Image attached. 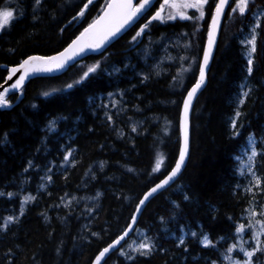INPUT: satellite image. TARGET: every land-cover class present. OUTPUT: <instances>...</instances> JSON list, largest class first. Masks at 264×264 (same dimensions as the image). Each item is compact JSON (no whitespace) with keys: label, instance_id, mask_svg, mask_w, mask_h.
<instances>
[{"label":"trees","instance_id":"obj_1","mask_svg":"<svg viewBox=\"0 0 264 264\" xmlns=\"http://www.w3.org/2000/svg\"><path fill=\"white\" fill-rule=\"evenodd\" d=\"M85 3L43 0L33 11L34 0H0V8L11 6L15 11V18L0 32V86L8 74L4 67L16 66L28 56L62 51L100 15L106 0H94L77 16ZM142 20L103 53L85 58L60 76L31 79L22 89V99L19 93L7 97L9 105H16L0 107V224L7 216L17 217L0 230V264H92L99 250L124 232L144 193L175 166L183 99L198 75L208 29L199 34L194 70L182 69L183 78L173 80L179 62L165 63L161 73L153 63L163 39H172L176 30L182 32L189 24L155 22L132 42L147 22ZM224 30L208 82L193 108L191 148L183 172L147 203L132 235L103 264H224L220 254L236 242V225L248 221L245 209L259 211L257 206L264 202V197L245 190L258 193L249 183L251 175L242 171L250 134L261 145L258 152H264V28L258 31L251 77L246 73V31L236 25ZM92 65H98L96 71L75 84ZM242 85L251 92L238 108ZM111 94L120 100L123 96L124 112H105ZM100 100L104 107L98 109ZM236 110L242 116L234 136L231 120ZM157 154L164 160L152 172ZM260 163L257 157V175L264 177ZM22 192L35 199L21 213ZM141 231L154 244L144 256L129 247ZM203 235L215 249L203 247ZM121 250L133 259H126Z\"/></svg>","mask_w":264,"mask_h":264},{"label":"snow or ice","instance_id":"obj_2","mask_svg":"<svg viewBox=\"0 0 264 264\" xmlns=\"http://www.w3.org/2000/svg\"><path fill=\"white\" fill-rule=\"evenodd\" d=\"M92 2L93 0H87V3H85L80 9V12L77 13V16H82L85 9ZM42 3L43 0H34L33 11H35L38 6L42 5ZM150 5L151 0H139L138 3H134V0H106V4L101 8L100 15L94 18L93 21L86 28H84L80 35L72 40V42L63 49V51H60L53 56H28L27 58L21 60L16 66L7 67L6 71L8 75L4 78L6 82L11 81L15 74L18 73L19 75L18 78L15 79L14 83H11L8 87L3 88V90H0V107L9 106V101L6 98L7 93L14 90L22 91L24 81L30 74L59 70L63 68L68 61L84 52L85 49H99L107 41L115 37L127 25L133 22L134 19L144 12L145 9H147ZM226 6L230 8V11L226 12ZM165 7L170 9L167 15V19L169 20L175 19L178 16L182 20L198 21L204 19L206 13L211 17V21L208 24L207 44L203 49V58L199 62V76L195 79V83L192 84L191 88L187 90V95L183 99V109L180 115L181 141L179 147V157L175 161V166L172 167L170 171H168L167 175L164 176V178L161 179L159 183H156L154 187L150 188L148 192L144 193L143 198L139 199V202L136 204L135 210L131 216L132 223L128 224L121 235H118L106 247L99 250L98 254L95 256V259L92 261V264H102L106 254L119 245L120 241L123 240L125 236H127L129 230L132 229L133 223L136 222L138 214L142 211V208L149 197L160 189L168 186L181 171V167L184 163L185 155L188 150V133L186 127L188 111L193 97L204 83L206 66L212 52V46L215 43V33L221 23V17L223 15L226 14L228 17H233L234 14H238L242 17L247 12L253 11L256 23L250 30V37L244 40L243 43L247 47V76L251 77L254 72V56L257 51V40L261 35V33L258 32V29L261 28V17H264V11L259 10L260 5L255 4L254 0H163L160 8H158L156 12L151 17H149L148 21L141 25L139 30L136 31L135 35L132 36V42L136 41V39L144 33L145 29L152 21L163 22L162 13ZM189 9L194 10L192 15L187 14ZM14 18L15 14L11 6L0 8V30H5L6 25ZM33 18L35 19V16ZM181 59L183 60L185 58L181 57ZM97 67L98 65L89 66L87 70L83 72L82 76L74 83L79 84L81 81L89 78L90 74L94 73ZM183 71H186V69H183ZM179 76L180 73H177V76H174L173 80H177ZM67 87L72 88L73 84H68ZM244 87H246V85L241 86V92L238 96V108L239 106L244 105L246 98L250 96L251 90L244 91ZM43 94L45 96L49 95L47 92ZM113 106H115V103H113ZM241 116L242 112L240 110H236L231 120V127L234 129V136L239 134L236 129L238 118ZM108 119L111 121V117H108ZM132 131L135 132L136 128L133 127ZM261 144L264 145V142H261ZM247 146L250 148V154L247 155L246 162L247 171L252 177V180L249 183L258 190V193L252 192V188H246L245 190L251 193L253 196L259 194L260 196L264 197V177L258 176L256 171L257 157H259V160L261 161L259 167L264 168V152H258V147L261 145H258L252 134H250L248 138ZM70 155V151L66 153L63 157L64 161H68ZM163 160L164 157L160 154H157L155 166L152 168V172H157L161 168ZM29 164L31 165V161H29ZM102 166L103 165L101 164V167ZM25 171H27V169H25ZM129 171L132 170L129 169ZM48 179H51V177H48ZM2 195L3 193H0V196ZM12 195L13 193H8V196L11 197ZM34 199L35 197L27 196L21 201V213L23 212L24 204ZM184 199L187 200L188 197L185 196ZM249 203L251 204L252 201ZM257 207L259 211H257L255 208L245 209V211L248 212V224L245 225L243 223H239L236 225V243L230 244L224 250V252L220 254L224 264H264V261L260 259L261 256H264V239H262V237H264V219L257 218L258 216L264 217V202L260 203ZM89 211H91V209H89ZM4 219L5 223L0 224V230L6 229L7 225L15 222L17 217L7 216ZM246 228L251 230V244H249L248 241L242 240V235L246 234ZM181 231H183V229H181ZM92 235H96V233H92ZM192 235L195 237L196 233L193 232ZM220 239L226 240L227 238L221 237ZM200 243L205 248H216V244H214L207 235H203L200 238ZM183 244L184 239L183 237H180V245ZM129 247L132 248L133 253H139V255L144 256L151 252L154 245L150 242V240L145 238V240L140 242L136 247H132V245H129ZM185 251L187 252L188 249L185 248ZM234 253L235 255L242 254L243 259H235ZM120 254L125 256L126 259H133L132 255L125 253L123 250H121ZM211 264H217V261L213 260L211 261Z\"/></svg>","mask_w":264,"mask_h":264},{"label":"rangeland","instance_id":"obj_3","mask_svg":"<svg viewBox=\"0 0 264 264\" xmlns=\"http://www.w3.org/2000/svg\"><path fill=\"white\" fill-rule=\"evenodd\" d=\"M14 14H15V11H14ZM172 20H175V19H172ZM178 20H182V19H178ZM11 21L6 25V27L11 23ZM166 21L169 22V20H167V19L163 20V22H166ZM188 24H190L189 25L190 28L188 29V31L184 30L181 32V30H178L175 33V38L173 37L172 39H168L166 37L160 43L159 48H158V50H159L158 52L160 53V55L156 60H154V63H153V67H155L154 70L157 69V73H161L165 70V67L164 66L162 67V65H164L166 61H168L169 63H172V64L179 62V67H178L177 73H180L182 71V69H188V70L193 69L194 70V68H195L194 65H196V64H194V61H193L194 57L193 56L196 55L195 54L196 45H197V40L200 37L199 34H200V32H202V29H201L202 24L199 23V20L198 21L194 20L192 22H189ZM189 30H191V31H189ZM1 31H3V30H0V32ZM158 44L159 43H156L157 46H158ZM170 44H172V46H169ZM169 52H170V54H168ZM181 57H184L185 59L182 60ZM179 78H183L182 75L179 76L178 79ZM116 95L118 96V94H111L108 97V99H106V106L105 107L103 105L104 100H100L97 108L100 109V108L104 107L103 109L105 110V112H109V111L117 112V108H118L121 111V113L124 112L125 107L122 104L124 102V100H122L123 96L120 95L121 96V100H120V98L118 99ZM113 103H115V106H113ZM121 104H122V106H119ZM248 154H250V152H248ZM248 154H246V157ZM246 162H247V160L243 162V167H242L243 170L242 171L248 172ZM27 196H32V195L27 194L25 192L21 193L22 200ZM31 201H33V200H31ZM31 201L26 202L24 204L23 208H26L27 205ZM89 201L97 203L96 198H94V199L90 198ZM246 219L248 220V212L246 214ZM243 224L247 225L248 221H246ZM248 230H250V229H247V228L245 229L246 234L242 235V240L248 241L249 244H251L252 242H250V239H248V237H247V231ZM250 233H251V230H250ZM145 238L150 240L148 238V236L144 232L141 231L139 233L138 240H134V247H136L140 242L144 241ZM262 239H264V237H262ZM150 242L153 244V242L151 240H150ZM246 247H247V245H246ZM234 258L235 259H243V256H242V258H240V257L236 256L234 253Z\"/></svg>","mask_w":264,"mask_h":264},{"label":"water","instance_id":"obj_4","mask_svg":"<svg viewBox=\"0 0 264 264\" xmlns=\"http://www.w3.org/2000/svg\"><path fill=\"white\" fill-rule=\"evenodd\" d=\"M94 1V0H93ZM138 0H134V3H137ZM154 2H156V0H151V5L145 9L144 12H142L139 16H137L133 22H131L129 25H127L124 29H122L115 37L111 38L109 41H107L104 45H102L99 49H95V50H92V49H85L84 52H82L79 56L77 57H74L72 60L68 61L65 66L59 70H53L52 72H39V73H32L30 74L28 77H26L25 81H24V84L22 86V88L25 86V84L27 82H29L31 79H34V78H42V77H57V76H60L62 74H64L70 67L74 66L76 63H78L79 61H82L84 60L85 58L89 57V56H92V55H99L101 53H103L113 42H115L116 40H118L120 37H122L125 33H127L141 18L142 16L152 7V5L154 4ZM226 9H227V6H226ZM223 18H224V15L221 17V23L220 25L218 26L217 30H216V33H215V43L213 44L212 46V52H211V55L209 57V61H208V64L206 66V71H205V80H204V83L202 84L201 88L197 91L196 95L193 97L192 99V103L190 105V108H189V111H188V116H187V122H186V127H187V133H188V150L186 152V155H185V160H184V163L181 167V171L178 173L177 177L174 178V180L172 182H170V184L168 186H166L165 188L163 189H160L159 191H157L156 193H154L152 196L149 197V199L146 201L145 205L143 206L142 208V211L138 214L137 216V220L135 223H133V227L132 229L129 230L127 236H125V238L123 240L120 241L119 245H117L114 249L110 250L109 253L106 254L104 260L102 261V264L104 263V261L113 253L115 252L120 246L122 243H124L130 236L131 234L133 233V231L135 230L136 226L138 225V222H139V219L141 217V214L144 210V208L146 207L147 203L153 198L155 197L157 194H159L160 192L166 190L167 188L171 187L176 181L177 179L179 178V176L181 175V173L183 172L185 166H186V163L188 161V158H189V154H190V148H191V119H192V112H193V108H194V105H195V102L198 98V96L200 95V93L202 92V90L205 88L207 82H208V74H209V70H210V66L212 64V61H213V58H214V55H215V52H216V49H217V45H218V41H219V38H220V34H221V29H222V22H223ZM80 35V34H79ZM78 35V36H79ZM207 40H208V35H207V38H206V42H205V45L207 44ZM63 51V50H62ZM55 55V54H54ZM33 56H40V55H33ZM53 56V55H51ZM202 58H203V54H202ZM201 58V60H202ZM14 67V66H12ZM4 68H7V67H4ZM8 75V74H7ZM18 73L14 75L13 79L11 81H4V83L0 86V90H3V88L5 87H8L11 83H14L15 79L18 78ZM199 76V74H198ZM7 77V76H6ZM198 78V77H197ZM14 92H20V91H10L9 93H7V96L11 93H14ZM187 95V94H186ZM19 98L22 99L23 98V93H20L19 94ZM18 102H15L11 105H9L7 108H11L13 107L14 105H16ZM182 109H183V105H182ZM181 109V111H182ZM181 115V114H180ZM180 141H181V133H180ZM179 157V156H178ZM159 183V182H158ZM155 186V185H154ZM153 186V187H154ZM148 192V191H147ZM144 196V195H143ZM143 198V197H142ZM130 223H132V221H130Z\"/></svg>","mask_w":264,"mask_h":264},{"label":"flooded vegetation","instance_id":"obj_5","mask_svg":"<svg viewBox=\"0 0 264 264\" xmlns=\"http://www.w3.org/2000/svg\"><path fill=\"white\" fill-rule=\"evenodd\" d=\"M255 4H259L260 5V11H264V0H254ZM163 3V0H156V2H154V4L152 5V7L148 10V12L145 14V16L143 17L144 20H142V22H144L145 20L149 19V17H151L158 8H160L161 4ZM255 10V9H254ZM170 9L165 7L164 10H163V13H162V17L165 19H167V15L169 13ZM193 11L192 9H189L187 14L188 15H192L193 14ZM227 11H230V8L227 7L226 9V12ZM258 14V13H257ZM180 19L178 16L175 18V20H169L164 22V23H161L162 26H166L168 24H174L176 23L177 21H180L182 23H189V22H192L194 20H178ZM211 21V17L210 15H208L206 13L204 19H201L199 20V23L202 24V32H204L207 28H208V24L210 23ZM157 23H159V21H155ZM155 22H151L150 24H153ZM256 23V20H255V16L253 14V11H249L247 12L244 16H239L238 14H234L233 17H228L226 14L224 15V18H223V23H222V29H221V33L222 31H225L224 29L228 26V25H236L237 27H239V29H243L245 30V36H244V39L243 40H246L247 38L250 37V30L251 28L255 25ZM160 24V25H161ZM190 25V24H189ZM188 25V28L187 27H183L182 28V31L186 29V31H188V29L190 28V26ZM264 28V17H261V28L260 29H263ZM178 30H176L177 32ZM191 31V30H189ZM259 31V29H258ZM175 32V33H176ZM221 35V34H220ZM175 38V34L173 36ZM203 44V43H202ZM244 44V43H243ZM169 46H172V44H170ZM244 46H246L244 44ZM167 52V51H166ZM170 54V52L168 53ZM166 64L168 63V61L165 62ZM177 63V62H176ZM175 63V64H176ZM170 64V63H169ZM199 66V65H198ZM199 69V68H198ZM197 78V74H196V77Z\"/></svg>","mask_w":264,"mask_h":264},{"label":"bare ground","instance_id":"obj_6","mask_svg":"<svg viewBox=\"0 0 264 264\" xmlns=\"http://www.w3.org/2000/svg\"><path fill=\"white\" fill-rule=\"evenodd\" d=\"M223 23V22H222Z\"/></svg>","mask_w":264,"mask_h":264}]
</instances>
